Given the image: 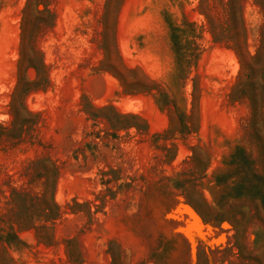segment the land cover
Segmentation results:
<instances>
[{
  "label": "rangeland",
  "instance_id": "rangeland-1",
  "mask_svg": "<svg viewBox=\"0 0 264 264\" xmlns=\"http://www.w3.org/2000/svg\"><path fill=\"white\" fill-rule=\"evenodd\" d=\"M0 264H264V0H0Z\"/></svg>",
  "mask_w": 264,
  "mask_h": 264
}]
</instances>
